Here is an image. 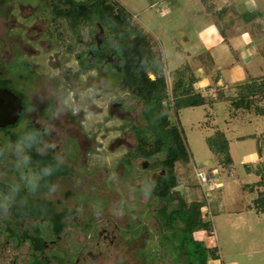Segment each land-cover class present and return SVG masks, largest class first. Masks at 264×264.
<instances>
[{"label":"rangeland","instance_id":"1","mask_svg":"<svg viewBox=\"0 0 264 264\" xmlns=\"http://www.w3.org/2000/svg\"><path fill=\"white\" fill-rule=\"evenodd\" d=\"M117 1L163 55L167 84L163 106L168 107L170 122L183 130L189 154V162L175 166L179 186L174 192L186 201L205 200L204 220L212 223V233L200 231L194 238L216 251L215 261L208 258V264H264V207L254 206L262 190L255 185L259 177L254 172L261 167L255 165L264 163V158H257L264 115L235 112L228 99L236 96L238 86L264 79V0ZM51 3L0 0V77L23 102H28V96L26 115L31 118H38L41 109L53 103V116L45 124L55 128L48 136V142L57 145L52 155L62 153L63 162L74 170L59 178L49 195L60 211L70 214L65 218V233L52 249L63 255L62 262L52 264H185L179 251L171 249L168 233L157 224L160 203L151 191L164 175L159 166L154 167L161 156L150 160L133 156L131 164L124 160L135 151V133L150 134L143 102L122 88L120 77L108 68L97 72L80 67L77 55L87 49L94 31L89 25H77L83 43L74 42L71 23L60 19L66 39L55 40ZM45 34L46 46L37 41ZM240 36H248L247 42L255 38L256 55L248 60L236 49ZM17 59L30 69H16ZM20 75L36 78L25 83ZM179 79L185 85L193 79L195 93L206 101L177 109V117L172 89ZM113 103L121 106L112 107ZM256 104L264 111V101ZM217 131L229 142L230 168L207 141ZM8 141L9 135L0 133L1 149L7 151ZM213 169L205 193L194 171L209 176ZM155 175L159 176L156 182ZM68 191H76V197ZM107 223L113 242L88 256L95 231ZM14 244H0V264L27 260L26 246L16 249Z\"/></svg>","mask_w":264,"mask_h":264},{"label":"trees","instance_id":"2","mask_svg":"<svg viewBox=\"0 0 264 264\" xmlns=\"http://www.w3.org/2000/svg\"><path fill=\"white\" fill-rule=\"evenodd\" d=\"M50 5L53 18L67 20L71 23L75 34L78 31H75L74 27H77L79 20L87 26L98 23L106 30L107 42L98 51L100 53L98 62L101 63L107 54L120 60L121 70L115 73L120 77L121 87L128 89L134 97L143 102L147 113L145 121L149 123L148 137L137 131L135 151L128 157L125 156L124 160L131 164L133 156L144 160L161 156V159L154 163L156 164L154 167L159 166L160 170L164 171V175L151 191V195L160 203L158 210L161 211V215L156 216L157 224L168 233L166 238L170 239L171 249L179 251L178 255L185 259V264H208V258L215 260L216 251L206 247L203 241L194 238V234L200 231H206L208 235L212 233V223L204 220L205 200L186 201L183 194L174 192L179 186L175 166L181 161L189 162V154L183 130L170 122L166 111L168 107L163 106L167 87L165 65L163 55L156 49L155 42L142 30V27L133 24L131 14L117 0H52ZM149 74H152L154 79H151ZM183 80L179 79L172 89V95L176 100H174L173 112L176 116L177 109L202 106L206 101L202 94L195 93L193 79H190L187 85L183 84ZM7 84L9 83L0 81V88L6 87ZM238 90L234 98H228L235 112L254 111L264 115V111L256 104L264 101V79L244 83L238 86ZM16 95L20 98L17 93ZM6 131L9 141H15L18 134L13 135ZM214 137L207 139L211 144L209 146L216 155H222L223 164L226 168H230L232 159L229 154V142L219 131L215 132ZM244 139L246 137L240 138V140ZM257 146L258 155L261 156L264 150V133ZM53 162L48 155L46 163ZM65 173L60 165L59 169L47 178L46 183H51L55 176ZM254 173L259 177L255 185L263 186L264 166L257 168ZM254 203L256 208L261 206L258 207L259 210L264 207V192L258 193ZM62 216L57 215L53 219L56 233L59 232Z\"/></svg>","mask_w":264,"mask_h":264},{"label":"flooded vegetation","instance_id":"3","mask_svg":"<svg viewBox=\"0 0 264 264\" xmlns=\"http://www.w3.org/2000/svg\"><path fill=\"white\" fill-rule=\"evenodd\" d=\"M44 9H46V6ZM51 10L52 8L50 5V13ZM61 22L62 20L60 19L53 20L55 27L52 31H55V33L57 34L55 40H60L59 42H62L64 38L66 39V37H64L61 34L62 31ZM79 24H82L80 20L78 21L77 25ZM88 27L91 28L90 30L94 32L91 34L92 37L90 38L87 44V49L82 51L81 54L77 55L76 61L78 62V64H80V67L84 69L93 68L92 70H96L97 72L102 71L106 68L111 70L113 73H115V71L119 72L121 70L119 59L113 58L112 56H109L107 54L106 56H104V59L102 60L101 63L98 62V59L100 57V53H98V51L101 49L102 45L107 42V39L105 43L101 44L100 47H98L95 38L96 34L99 32L98 23H93L92 26H88ZM103 31L107 38V33L104 28ZM71 32L72 34H74V36L72 35V37H74V42L78 41L79 43L82 44L83 43L82 36L79 33L75 34L73 31ZM37 41L45 44V46L48 45V43L46 42V34L42 40L37 39ZM16 61H17L16 63L20 65V66L17 65L16 69L19 68H24L25 70L30 69V67L27 65L26 62H23L20 59H17ZM19 78L21 79V81H24L25 83H30L31 80L34 81L36 77L20 75ZM0 81H5V80H3L2 77H0ZM1 88H6V87H1ZM26 98L28 100L27 102L28 104L25 103L26 101L23 102L22 98H19L22 102V109L17 122L14 125H10L0 129V130H4V131H0V133H5V130H7L6 132H9L13 135H17L23 126H27L31 128L34 126L35 122L37 124L43 122L45 125L46 120H49L53 116V103L48 102L41 109L38 118L36 116H34V118L29 117L28 115H26V109L29 106L30 99L28 98V96ZM119 106H121V104H115V103L112 104V107H119ZM46 107L49 108V110H47L48 113H46V111L44 112V109ZM21 119L23 122L19 126L18 124ZM15 130H17V132H14ZM44 139L48 141V136H45ZM74 144H75L76 152L78 153V147L76 146V141H74ZM0 150H4V149L0 148ZM52 152H53L52 149H48L47 155L45 156H37L35 153H32L33 159L34 161L39 162L40 164H46V157H48V155L51 158V160H53ZM68 157H70L71 159H76V156L74 154L73 155L68 154ZM13 160L14 158H8L7 156L0 157V192L8 191L9 183L19 179V173L13 167V163H12ZM4 161L6 162L3 165ZM61 166L66 171L64 175L55 176L51 181V183L49 182L50 184L46 183V181L42 182L38 191L34 193H29L26 190H22L19 193V195L15 197V200L12 203L9 212L6 214L0 213V244L2 243L1 246H5L7 243L9 244L11 241L15 243L14 246L16 249L21 248L22 246H26L27 260L23 264H52L55 263L56 261L62 262L63 255L53 251L54 250L53 248L54 246H56L58 239H61L62 234L65 233L66 231L65 218L67 216H70V214L66 210L60 211L58 209V205L50 199L49 195L52 191V186L56 184V181L59 178L63 179L68 177L69 175H72L74 173V170H72L71 164L68 165L63 162ZM163 173L164 171L161 170V174ZM68 195L69 196L74 195L76 197L77 192L68 191ZM57 215H63L61 219V224L58 227L59 228L58 233L55 232L56 225L54 224L55 220H53ZM108 228H109V223L100 226L99 229L95 231L94 234L96 240L91 242V246L89 247L90 250L87 252L88 256H91L93 251H95L94 254L96 252H100L103 247L107 245L109 246L110 243L113 242L114 236L112 235V232L108 230ZM73 259L75 260L74 257ZM15 263L16 261H13V264Z\"/></svg>","mask_w":264,"mask_h":264},{"label":"clouds","instance_id":"4","mask_svg":"<svg viewBox=\"0 0 264 264\" xmlns=\"http://www.w3.org/2000/svg\"><path fill=\"white\" fill-rule=\"evenodd\" d=\"M53 118H57L55 115ZM55 131L52 126H45L43 122L29 128L23 126L19 131L15 141H8V149L0 150V157H14L12 161L13 167L19 173V179L9 183L8 191L0 192V213L9 212L15 197L22 190L29 193L38 191L42 182L52 176L63 163V154L55 152L53 155V163L40 164L34 161L32 153L37 156L47 155L48 149L55 150L57 145L49 143L44 138L50 136ZM54 185L52 189L54 190Z\"/></svg>","mask_w":264,"mask_h":264},{"label":"water","instance_id":"5","mask_svg":"<svg viewBox=\"0 0 264 264\" xmlns=\"http://www.w3.org/2000/svg\"><path fill=\"white\" fill-rule=\"evenodd\" d=\"M99 32L96 34L97 46L106 42V35L103 28L98 24ZM153 79L152 76H150ZM22 102L15 93L6 88H0V129L10 125H14L21 113ZM146 163L142 164V168L145 169ZM157 177V178H156ZM159 176H153L152 180L157 181Z\"/></svg>","mask_w":264,"mask_h":264},{"label":"crops","instance_id":"6","mask_svg":"<svg viewBox=\"0 0 264 264\" xmlns=\"http://www.w3.org/2000/svg\"><path fill=\"white\" fill-rule=\"evenodd\" d=\"M252 35V34H251ZM250 36V35H249ZM253 37L255 36L254 34L252 35ZM252 36L249 38V40H248V42L246 41V39L248 38V36H240V37H242L243 39H242V42H240L238 45H237V50H239L241 53H242V55H243V59H245V60H248V59H250L251 57H253V56H255L256 55V47H255V45H254V39L255 38H252ZM252 38V39H251ZM218 41V40H217ZM258 156L260 157V159H261V157H262V159L264 158V151H262V155L260 156V155H257V158H258ZM260 161V160H259ZM259 163V162H258ZM260 163H262V164H257L258 166L260 165V166H264V163L262 162V160H261V162ZM252 164H254V163H252ZM246 164H244V166H245ZM257 165H255V166H257ZM235 173V172H234ZM245 174H247V175H249L247 172L245 173ZM237 177V176H236ZM259 181V180H258ZM245 187H249V188H251V185H249V184H246L245 185ZM220 189V188H219ZM222 189V188H221ZM221 189L220 190H218L219 192H221ZM260 189H262V190H259L257 193H259V192H264V185L263 186H260ZM248 191H252V190H248ZM248 192H245L244 194L246 195ZM258 195V194H257ZM215 261V260H214ZM209 263V262H208ZM216 264H218L217 262H215Z\"/></svg>","mask_w":264,"mask_h":264},{"label":"built area","instance_id":"7","mask_svg":"<svg viewBox=\"0 0 264 264\" xmlns=\"http://www.w3.org/2000/svg\"><path fill=\"white\" fill-rule=\"evenodd\" d=\"M213 171H214V169L209 171V176H208V175L203 174L202 172H197L196 173V170H195L194 171V176H195V179H196L198 185L201 186V187H204V188L205 187L209 188L210 185L212 184L211 183V177L214 176V173H215ZM205 190H206L205 193H207L208 190L206 188H205Z\"/></svg>","mask_w":264,"mask_h":264}]
</instances>
